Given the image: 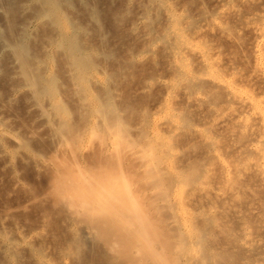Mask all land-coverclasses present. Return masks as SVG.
<instances>
[{
    "label": "bare ground",
    "instance_id": "obj_1",
    "mask_svg": "<svg viewBox=\"0 0 264 264\" xmlns=\"http://www.w3.org/2000/svg\"><path fill=\"white\" fill-rule=\"evenodd\" d=\"M133 81L163 91L158 118ZM22 89L47 141L8 124ZM0 159L15 187L44 171L0 264H264V0H0Z\"/></svg>",
    "mask_w": 264,
    "mask_h": 264
},
{
    "label": "rangeland",
    "instance_id": "obj_2",
    "mask_svg": "<svg viewBox=\"0 0 264 264\" xmlns=\"http://www.w3.org/2000/svg\"><path fill=\"white\" fill-rule=\"evenodd\" d=\"M119 3H121V4H119ZM116 5H118V6H121L122 4H124V3H122V1H119V2H117V3H115ZM133 15L132 14H126V19L127 18H129L128 20H130V19H133V17H132ZM17 19L18 20H25V18H21V16L20 15H18L17 16ZM127 28V29H126ZM129 25H128V27L127 26H125V30L127 31H129ZM124 30V31H125ZM48 31V32H47ZM46 32H47V34L50 32V30L48 29ZM125 31V32H126ZM46 32H44L43 34H39V42H36L37 44H38V46L41 44V49H42V51H43V54L44 53H47V52H50V45L48 44V40H46L45 39V33ZM130 32H131V29H130ZM136 34H134L132 37L134 38V36H135ZM131 37V39H133ZM138 39H140V38H138ZM135 40V39H134ZM137 41L139 42L140 40H135V43H137ZM141 41H143V40H141ZM142 44V43H141ZM141 44H140V42H139V45H138V43H137V46H138V48H137V50L140 48L139 46H141ZM43 48H45L44 50H43ZM128 49V48H127ZM126 49V50H127ZM125 50V51H126ZM59 52H57V54L58 53H60V58L62 59V62H63V64H64V70H66V74L64 75V77H63V80L66 82V83H68L69 82V79H70V74H69V71H70V68H69V66H68V61H67V59H65L64 58V54L62 53V51L61 50H58ZM126 53H128L127 51H126ZM136 64H137V66L136 67H138L139 66V63H137L136 62ZM141 66V65H140ZM139 66V67H140ZM16 67H17V65L16 64H13V65H11V69H16ZM66 67V68H65ZM60 71H62L61 70V68H60ZM159 73V75L161 74V76L162 75H164V74H162V72L160 71V72H158ZM22 78L21 77H19L18 75H17V72L15 73L14 71H13V75H12V78L8 81L9 82V84L10 85H13V86H16L17 84H20L21 82H22ZM142 81H144V80H142ZM141 81V82H142ZM135 81H133L131 84H132V86H133V89H132V91H131V93H132V97L133 98H135V100H139V102L141 101H143L144 103H148L147 104V106H149L150 108H151V106H153L152 108H153V110H152V113H153V118H158L159 116L157 115V114H155V116H154V113H157L158 112V109L159 108H161L162 107V105L160 104V103H162L163 102V98H164V96H163V91H161L160 89H158L157 87H154V85H153V87H152V85H151V87H149V88H146L145 89V85L143 86V84L145 83V81L143 82V84L141 83V82H139V83H141V84H139L138 83V85H136V84H133ZM74 83H72V81L70 80V82H69V87H68V90H67V92L66 93H64V97H66L67 99H71V98H73V92H72V89H71V87H72V85H73ZM12 86V87H13ZM122 86V85H121ZM138 86L140 87V88H138ZM144 88H143V87ZM11 87V86H10ZM10 87H9V89H10ZM154 88V89H153ZM26 89H22L21 91L19 90V93L20 94H18V96H17V94L13 97V99L15 100L17 97V100L14 102V103H10L11 105L13 104L14 106H16V102L18 101V103H19V107H21V111H22V113H21V115L22 116H20L19 118H17L16 116H15V113L14 112H12V111H10V109H9V107H8V102H4L3 104H4V107H3V112H4V114L6 115V116H8L9 118H10V122L8 123V124H10L11 126L10 127H13V128H15L16 129V131L17 132H21L22 131V135H24V132H25V135L27 136H29V134L28 133H30L31 135H30V137L29 138H33V139H30V140H34V138H35V140L34 141H42V142H44L43 140H48L49 138H50V127L48 126V125H42V126H38L39 125V123H38V125H36L37 124V118H35V119H33L34 117H36V114L34 113V111H35V108H32V109H30L31 107L30 106H32L31 104L33 103L32 102V96H31V94L29 93V91L28 90H26ZM28 91V92H27ZM25 92V93H24ZM158 93V94H157ZM75 100V99H74ZM157 100V102H154V101H156ZM161 105H159V104ZM155 105V106H154ZM154 108H155V110H154ZM157 108V109H156ZM33 109H34V111H33ZM157 115V116H156ZM32 117V118H31ZM79 116L78 115H76V118H77V120H79V118H78ZM139 118H137L136 120H138ZM140 120V119H139ZM13 124H12V123ZM34 122H36V123H34ZM138 122V121H137ZM137 122H135V123H137ZM34 125V126H33ZM36 127V128H35ZM41 127V128H40ZM38 128V129H37ZM21 129V130H20ZM32 132H33V134H32ZM27 133V134H26ZM137 130H135L134 129V131H133V138L134 139H138L135 135H137ZM31 136H33V137H31ZM47 136V137H46ZM49 137V138H48ZM28 138V137H27ZM28 138V139H29ZM39 138H41V139H43V140H36V139H39ZM8 141H6V144L8 145V146H10L11 148H12V146H11V144L8 142ZM35 143H40V142H35ZM96 144H95V146L97 145H99L98 143L99 142H95ZM54 148H56L57 147V143H55L54 144ZM92 146H94L93 144H92ZM92 147V148H90V149H88V150H86L85 152H88V153H85V156H87L88 154L90 155V157H91V153H92V155H94V156H92L94 159H92V157H91V159L90 158H88V156H87V158H88V163H93V162H91V161H98V160H105V159H103L105 156L104 155H102L101 153H100V151H99V146L98 147ZM58 149H59V146L57 147ZM57 148L56 149H51V150H55V151H57ZM93 148H94V150H93ZM138 147H136L134 150H132L133 148H131L130 147V149H127L126 147H125V149L122 151L123 152V155H125V156H123L122 158L123 159H125L124 160V162H125V167H127V166H129V167H127V169L130 171V173H131V171L134 173V175H133V173H131L133 176H135L136 178H138L139 176H141L142 174V169H141V162H140V159H138V157H137V155H135L138 151L140 152V148L139 149H137ZM98 149V150H97ZM61 150V149H60ZM138 150V151H137ZM90 151H91V153H90ZM96 153H94V152ZM58 152H59V150H58ZM60 153V152H59ZM135 155V156H134ZM104 156V157H103ZM131 156V157H130ZM135 157V159H134V157ZM137 157V158H136ZM127 158V159H126ZM91 161H90V160ZM97 159V160H96ZM138 161H137V160ZM2 161V159H0V222H9V221H11V218L12 217H15L14 219H17L18 221H20L21 223L22 222H26V223H24V224H28L27 223V221H26V219H24V217H22V216H27L28 215V217L30 216V214L29 213H31V217L33 216V215H35V213L38 211V210H34L33 209V207H22V210H23V208L24 209H27V210H21V209H18V211H16L15 209H14V206H16L17 204H19L18 202L19 201H24V199H27V198H30L31 196H33V194H34V192L36 191L37 192V188L39 187V189H40V182L44 179V176H43V173H44V171H43V173H41L42 175H38L39 173H40V171L38 170V169H36L35 167V170H36V173H35V170H34V168L32 167V164H31V162L29 163V161H28V163L31 165L30 167H29V172L32 174V176H33V179H34V183H37V185H34L33 183V185L35 186V188H33V185L32 184H30L31 186H29V184H28V188H27V186H26V189H25V187L24 188H19V187H15V185H14V179L12 178L13 176H12V174L9 172V170L7 169V167L6 166H4L3 165V161ZM90 161V162H89ZM27 163V161H26V163H25V165L27 166V165H29ZM139 164V165H138ZM22 166H23V164H22ZM140 167V168H139ZM20 168H21V166H20ZM140 169H141V171H140ZM137 170V171H136ZM38 171V172H37ZM138 172V173H137ZM140 178V177H139ZM13 180V181H12ZM12 182V183H11ZM39 184V185H38ZM13 186V187H12ZM29 187H30V189H29ZM144 187V186H143ZM13 189V190H12ZM15 190V191H14ZM25 190V191H24ZM13 191V192H12ZM30 191V192H29ZM34 191V192H33ZM39 191V190H38ZM33 192V193H32ZM19 194V195H18ZM151 195V194H150ZM18 197H20L19 199H17ZM147 197H149V198H151V196H147ZM19 200V201H18ZM21 202V203H22ZM9 205V206H8ZM11 206V207H10ZM12 208V209H11ZM36 208H38V207H36ZM42 208H44V206L42 207ZM5 209V210H4ZM8 210V212H7V210ZM10 209H11V211H10ZM21 210V211H20ZM9 211H10V213H9ZM6 212V213H5ZM12 212H13V214H12ZM21 212V213H20ZM22 212H24V215H23V213ZM27 212V213H26ZM19 213V214H18ZM6 214V215H5ZM22 214V215H21ZM26 214V215H25ZM6 216H8V217H6ZM30 217V218H31ZM12 220H13V218H12ZM23 220H25V221H23ZM23 224V223H22ZM34 223H32V222H29V225H33Z\"/></svg>",
    "mask_w": 264,
    "mask_h": 264
}]
</instances>
